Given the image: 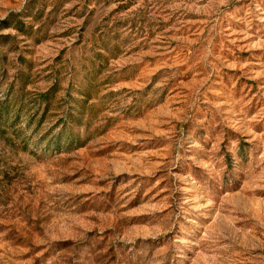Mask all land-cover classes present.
<instances>
[{"label": "rangeland", "instance_id": "rangeland-1", "mask_svg": "<svg viewBox=\"0 0 264 264\" xmlns=\"http://www.w3.org/2000/svg\"><path fill=\"white\" fill-rule=\"evenodd\" d=\"M0 264H264V0H0Z\"/></svg>", "mask_w": 264, "mask_h": 264}]
</instances>
